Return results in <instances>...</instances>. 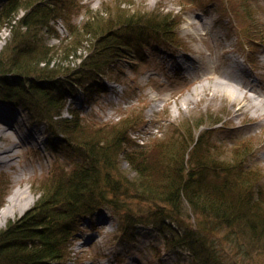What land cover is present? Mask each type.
<instances>
[{
	"label": "rangeland",
	"instance_id": "374dc122",
	"mask_svg": "<svg viewBox=\"0 0 264 264\" xmlns=\"http://www.w3.org/2000/svg\"><path fill=\"white\" fill-rule=\"evenodd\" d=\"M69 12L68 20L51 21L56 32L47 43L59 51L98 13L147 18L166 14L178 22L168 39L162 33L146 32L138 57L122 61L121 75L105 80L116 86L108 84V89L86 101L75 85L69 104L80 110L85 123L111 124L128 118L125 126L133 142L126 147L131 152L168 146L177 136L184 137L187 128L202 123L194 128L195 138L208 130L204 139L218 148L225 162L251 172L264 201V0H75ZM71 24L79 29L71 31ZM9 36L8 27L2 29L0 53ZM80 60L70 66L78 67ZM189 63L193 67L188 68ZM0 112L6 115L0 114V130L5 122L14 129L13 134L0 136V150L16 144L11 163L0 162V211L9 209L1 230L31 208L40 189L61 173H69L76 161L59 145L65 134L52 133L26 107L0 100ZM63 115H70L67 109ZM51 141H57L56 148ZM118 162L114 178L125 184V176H134L132 165L123 157ZM28 198L30 203L22 211ZM129 201L127 217L140 219L131 235L123 237V214L98 207L82 216L70 240V253L58 264H191L188 249L167 246L159 228L148 222L160 216H168L167 223L192 225L205 233L227 264H264V236L250 245L246 230L209 223L208 216L186 199L179 209L160 200Z\"/></svg>",
	"mask_w": 264,
	"mask_h": 264
},
{
	"label": "trees",
	"instance_id": "16d2710c",
	"mask_svg": "<svg viewBox=\"0 0 264 264\" xmlns=\"http://www.w3.org/2000/svg\"><path fill=\"white\" fill-rule=\"evenodd\" d=\"M74 1H1L0 32L8 27L10 36L0 53V100L26 107L52 133H64L66 139L59 145L76 162L69 173H61L40 189L31 208L0 230V264H58L69 255L70 240L82 216L102 206L123 214L121 231L128 237L140 222L127 217L131 198L160 200L177 209L186 199L208 216L209 223L243 228L250 245L256 244L264 236L262 189L256 190L250 171L225 162L218 148L204 139L208 130L195 138L194 128L202 123L187 128L184 137L177 136L168 146L131 152L126 147L133 142L125 126L128 118L111 124L85 123L80 110L72 106L70 116H63L75 85L91 101L106 90L105 80L121 75L122 61L138 57L146 32L162 33L168 39L178 23L166 14L147 18L135 13H98L59 51L47 43L56 32L51 21L68 20ZM69 27L79 29L77 24ZM86 34L89 39L81 38ZM78 57L79 66L71 67ZM57 144L51 141L52 147ZM120 156L130 162L134 174L125 176V184L114 178ZM168 218L148 221L159 228L167 246L188 249L191 264H227L214 240L192 225L167 223Z\"/></svg>",
	"mask_w": 264,
	"mask_h": 264
},
{
	"label": "bare ground",
	"instance_id": "6f19581e",
	"mask_svg": "<svg viewBox=\"0 0 264 264\" xmlns=\"http://www.w3.org/2000/svg\"><path fill=\"white\" fill-rule=\"evenodd\" d=\"M230 80H233V78L231 77V78H229ZM238 84H242L240 81H236ZM248 82V81H247ZM235 84V86H238V84ZM252 87V86H251ZM237 90H239L238 88H237ZM252 96V100H255V103L256 102H258L257 100H256V97L255 96H253V95H251ZM236 98H238V97H236ZM5 122V121H4ZM14 129L12 128V126H11V124L10 123H8V122H5V126L0 130V136H2V135H5V134H13L14 132ZM8 136H10V135H8ZM16 146V144L14 145V146H11V147H7V148H1V150H0V162L2 163V162H4V163H6V164H10L11 163V161H12V158H13V156H12V154H14V147ZM29 198H30V196H29ZM29 198L24 202V204H22V211H23V209L25 208V207H27L28 205H29ZM13 199V198H12ZM11 199V200H12ZM16 200H14V202H15ZM12 202V201H11ZM8 213H9V209H6V208H3L1 211H0V224L4 221V219L7 217V215H8Z\"/></svg>",
	"mask_w": 264,
	"mask_h": 264
}]
</instances>
